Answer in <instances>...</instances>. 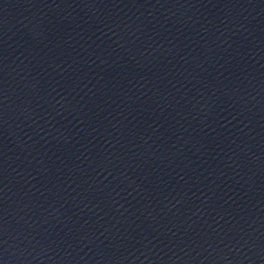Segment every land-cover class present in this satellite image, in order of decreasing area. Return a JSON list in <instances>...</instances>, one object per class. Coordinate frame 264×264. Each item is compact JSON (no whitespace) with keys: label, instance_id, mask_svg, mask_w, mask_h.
<instances>
[{"label":"water","instance_id":"obj_1","mask_svg":"<svg viewBox=\"0 0 264 264\" xmlns=\"http://www.w3.org/2000/svg\"><path fill=\"white\" fill-rule=\"evenodd\" d=\"M0 264H264V0H0Z\"/></svg>","mask_w":264,"mask_h":264}]
</instances>
